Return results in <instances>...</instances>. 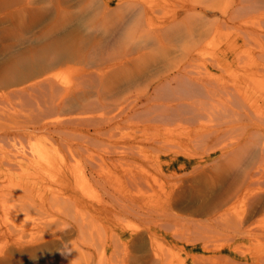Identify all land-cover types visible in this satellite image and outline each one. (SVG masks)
<instances>
[{"label":"bare ground","instance_id":"1","mask_svg":"<svg viewBox=\"0 0 264 264\" xmlns=\"http://www.w3.org/2000/svg\"><path fill=\"white\" fill-rule=\"evenodd\" d=\"M156 1L0 0V106L6 104V108L3 104L4 108L0 107V138L16 140L18 145L22 139L43 132L49 134L50 145L69 151L86 145L90 128L100 134L112 122L143 118L140 123L144 131L149 127L168 131L170 124L181 128L189 125L193 130L188 126V132L194 133L183 136L179 147H167L166 141L154 134L145 140L137 139V144L144 143L163 157L172 153L194 163L186 174L198 177L202 184L203 191L199 189L195 196L204 197L208 190L219 189L209 202L206 199L204 208L196 210L207 222L193 223V227L212 225L216 230H231L233 241L245 240L252 236L248 233L253 227H248L250 232L246 228L248 221L264 214V93L249 94L243 86H216L215 77L208 71L221 61L212 57L203 69L192 67L198 54L197 43L212 33V26L201 21L205 12L212 14V8L198 0H180L177 6L174 4L178 10L166 17L160 8L170 2ZM245 4H239L233 12L251 8ZM79 19L84 28L73 33L70 25ZM144 42H148L150 50L146 51ZM236 48L231 46V55L236 54ZM260 62L253 61L252 66L259 68ZM155 85H161L160 89ZM107 115L110 117L106 119ZM6 116L15 118L13 125L1 121ZM177 118L183 120L175 122ZM217 126H225L226 133L235 126L241 133L226 135L234 140L218 147L224 141L218 138ZM178 179L174 180L176 185L180 183ZM260 242L263 246L256 252V264H264V243ZM220 264L246 261L222 259Z\"/></svg>","mask_w":264,"mask_h":264},{"label":"rangeland","instance_id":"2","mask_svg":"<svg viewBox=\"0 0 264 264\" xmlns=\"http://www.w3.org/2000/svg\"><path fill=\"white\" fill-rule=\"evenodd\" d=\"M150 1L151 4L157 3L156 0ZM167 1L170 3L160 8L166 17L177 11L176 6L180 3V0ZM246 1L198 0L214 11L202 14L205 20L201 18V21L212 26L211 31L207 24L212 33L208 32L211 33L209 37L205 35L196 42L199 44L196 46L198 54L192 67L199 66L201 70L212 58L221 61L218 67L208 71L215 77L216 86H235L237 89L243 86L249 89V94L259 95L264 93V54L260 56L264 52V2ZM238 3H248L251 8L234 13ZM253 3L255 5H251ZM201 21L197 18L195 23L199 26ZM83 28L82 19L70 25L73 33H80ZM146 43L147 51L151 46ZM232 43L238 48L236 54L231 55ZM253 61H261L259 68L252 66ZM155 86L160 89L161 85ZM2 104L6 108V104ZM2 104L0 107L4 108ZM109 117L107 115L106 119ZM4 119L1 121L8 125H13L15 120L10 116ZM142 119L112 122L100 134L90 128L86 145L77 150L73 147L72 152L50 145L49 134L43 132L22 139L18 145L16 140L0 138V246L4 248L0 264H197V261L198 264H220L222 259L256 264V252L263 246L259 242L264 243V214L248 221L247 225H251L246 228L249 232L252 230L248 233L252 236L247 235L245 240L233 241L231 230H216L212 225L201 226V229L193 227V223L207 222L196 210L204 208L206 199L209 202L219 189L208 190L204 197L195 196V192L203 188L202 184L198 177L186 174L194 163L186 162L185 156L176 157L172 153V156L163 157L144 143H137L140 139L162 137L172 149L179 147V141L183 145V138L194 132L189 133V125L185 124L184 128L170 124L166 127L168 131L149 127L146 132ZM178 120L183 119L177 118L175 122ZM231 127L229 133H226L225 126L218 128V138L224 141L218 147L227 144L231 134L237 131L235 126ZM162 131L166 136L161 134ZM228 134L231 136L226 137ZM132 146L136 150L131 149ZM126 148L135 154L131 152L133 156L130 155L131 150L128 152ZM128 161L133 166L131 170ZM127 174L133 178L136 176L135 180L131 179V182ZM181 175L182 178L178 177ZM174 176L180 179L181 185L175 184L177 178ZM154 259H158L157 262Z\"/></svg>","mask_w":264,"mask_h":264},{"label":"clouds","instance_id":"3","mask_svg":"<svg viewBox=\"0 0 264 264\" xmlns=\"http://www.w3.org/2000/svg\"><path fill=\"white\" fill-rule=\"evenodd\" d=\"M4 254V248L3 246H0V256H2Z\"/></svg>","mask_w":264,"mask_h":264}]
</instances>
